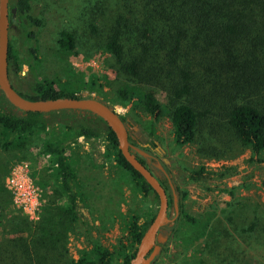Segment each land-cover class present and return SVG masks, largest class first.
Returning <instances> with one entry per match:
<instances>
[{
	"label": "trees",
	"instance_id": "16d2710c",
	"mask_svg": "<svg viewBox=\"0 0 264 264\" xmlns=\"http://www.w3.org/2000/svg\"><path fill=\"white\" fill-rule=\"evenodd\" d=\"M31 1L9 0V9H15L14 16L9 14L15 20L9 22V34L15 30L33 42L43 21L32 15ZM82 3L77 12L78 24L89 32L91 47L102 48L118 58L126 73L124 82L115 81L112 101L122 106L132 104L152 118L166 116L174 127V144L194 147L202 157L219 160L249 149L257 156L256 162H264V0H83ZM58 36V49L70 53L74 49L72 35L61 30ZM35 51L36 48L30 47L27 52L30 70L37 67ZM7 63L12 86L16 82L26 85L24 92L14 89L27 100L79 98L85 90L94 92L99 80L91 76L85 82L82 74L43 82L24 79L18 74L21 66L12 53L10 40ZM42 127L48 128L49 133L39 146L51 158L55 193L65 197L66 205H46V217L37 224L34 233L29 231L24 237V231L20 230L15 238L0 239V264H129L155 213L141 223L140 215H129L124 222L125 235L114 251L95 245L76 260L65 258L61 225L73 222L82 201L68 152L79 140L104 138L106 156L130 174L136 190L143 196L153 194L157 201L156 195L125 161L117 150L114 134L99 118L88 112L68 110L22 113L0 92V152L14 160L25 158L32 138ZM55 128L59 129V135L54 134ZM138 159L144 163L141 157ZM209 176L204 167H199L186 178L201 182ZM161 183L171 191L165 178ZM178 206L173 236L179 235L177 240L185 248L207 235L208 240L201 247L204 253L210 251L211 260L224 251L234 252L226 236L220 232L206 234L208 223H201ZM256 227L257 219L242 231L250 233ZM256 240L264 242L262 237ZM191 262L204 261L195 255ZM182 264L191 263L183 260Z\"/></svg>",
	"mask_w": 264,
	"mask_h": 264
},
{
	"label": "rangeland",
	"instance_id": "374dc122",
	"mask_svg": "<svg viewBox=\"0 0 264 264\" xmlns=\"http://www.w3.org/2000/svg\"><path fill=\"white\" fill-rule=\"evenodd\" d=\"M82 2L32 0V15L41 19L43 25L37 30L33 42L15 30L11 31L9 40L12 53L21 66L18 74L32 82L64 79L68 74H82L85 82L91 76L99 77L96 90L92 93L85 90L81 97L95 98L113 108L120 117L137 127L143 142L156 140V151L159 153L141 152L144 158H154L147 166L155 176L163 179L164 170L173 192L167 191V223L160 229L167 240L149 263L182 264L184 260L193 264L191 260L196 255L203 259L202 264H264V242L260 244L256 240L257 237L264 238V162H256L257 156L252 155L249 149H242L229 158L219 160L202 157L194 151V147L174 144V127L166 116L152 118L132 104L122 106L112 101L115 81L124 82L126 73L118 58L102 48L91 47L89 32L78 24L80 18L77 12ZM61 30H67L74 39V49L70 53L61 52L56 44ZM30 47L36 48L34 55L37 67L34 70H30L26 64L31 61L27 56ZM14 87L20 92L26 90V85L17 82ZM150 123L152 133H149ZM48 133V128H41L28 146L29 155L23 159H10L9 154L0 152V239L15 238L20 230L24 231V237L29 231L34 233L37 224L46 217V205H66L65 197L55 193L57 186L51 158L42 153L39 146ZM54 134H60L58 128H55ZM72 147L68 156L80 185L82 201L78 203L77 216L73 222L61 225L64 229L61 236L65 258L76 260L95 245L114 251L118 241L125 235L123 227L128 216L140 215L141 223L156 213L158 203L153 194L141 195L134 187L130 174L118 167L113 158L106 156L104 138L82 139ZM199 167H204L210 173L208 179L201 182L187 180L188 173ZM17 170L27 173L40 191L41 205L36 214L37 221L26 217L22 209L14 204L13 193L5 187L6 179ZM179 204L191 217L201 223H208L206 234L220 232L226 236L234 252L224 251L223 255L213 256L211 260L208 255L210 251L206 254L201 247L207 242V235L192 247L185 248L177 240L179 235L173 236V223L178 215ZM255 219L258 227L250 233H244L242 230L250 228ZM55 222L60 224L61 221ZM183 227L188 228L185 222ZM228 253L230 256H226Z\"/></svg>",
	"mask_w": 264,
	"mask_h": 264
},
{
	"label": "water",
	"instance_id": "95a60500",
	"mask_svg": "<svg viewBox=\"0 0 264 264\" xmlns=\"http://www.w3.org/2000/svg\"><path fill=\"white\" fill-rule=\"evenodd\" d=\"M9 14L14 16L15 9H9V0H0V92L7 102L22 113H50L63 110L88 112L102 120L114 134L117 150L130 167L136 171L149 185L157 197L158 207L154 218L137 245L134 259L129 264H149L150 259L158 254L160 246L167 237L160 233V229L167 223L166 212L168 196L164 187L155 175L139 161L134 152L144 154L128 142L126 127L120 115L110 106L95 98L87 97H59L51 99L27 100L20 96L12 86L7 72V58L9 50V22H14ZM169 186L172 188L171 183ZM154 250V253L151 252Z\"/></svg>",
	"mask_w": 264,
	"mask_h": 264
},
{
	"label": "built area",
	"instance_id": "2783aa9c",
	"mask_svg": "<svg viewBox=\"0 0 264 264\" xmlns=\"http://www.w3.org/2000/svg\"><path fill=\"white\" fill-rule=\"evenodd\" d=\"M5 183V187L13 193L14 204L22 209L29 220L37 221L36 214L41 205L40 191L27 173L21 170L13 171Z\"/></svg>",
	"mask_w": 264,
	"mask_h": 264
},
{
	"label": "flooded vegetation",
	"instance_id": "af4514ba",
	"mask_svg": "<svg viewBox=\"0 0 264 264\" xmlns=\"http://www.w3.org/2000/svg\"><path fill=\"white\" fill-rule=\"evenodd\" d=\"M13 18V17H12ZM123 118V117H121ZM126 130H127V135H128V142L132 147L137 148L140 151H147V152H151V153H156V148L158 146L156 140H149L146 142L142 141V137L139 135V130L137 129V127L132 124L131 122L127 121L126 118L122 119ZM135 155L137 156V158L141 157L143 159V164L148 168L147 165L150 164V162H152L154 160V158H152V156H148V158H144L143 156L139 155V153L134 152ZM159 153V152H157ZM164 164V162H162ZM149 169V168H148ZM150 170V169H149ZM151 171V170H150ZM152 172V171H151ZM153 173V172H152ZM163 178H165L167 180V183L169 185L170 179L167 177L166 173L163 170ZM158 181L160 182V184L162 185L161 181L162 179H160L159 177L155 176ZM163 186V185H162ZM172 186V185H171ZM164 187V186H163ZM170 187V186H169ZM165 189V188H164ZM170 189H172L171 191L173 192V187ZM165 191L167 192V190L165 189ZM172 200V199H171ZM172 202V201H171ZM150 264V263H149Z\"/></svg>",
	"mask_w": 264,
	"mask_h": 264
}]
</instances>
